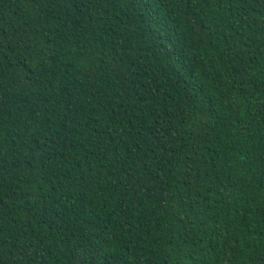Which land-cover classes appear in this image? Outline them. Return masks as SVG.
Wrapping results in <instances>:
<instances>
[{
  "label": "trees",
  "instance_id": "16d2710c",
  "mask_svg": "<svg viewBox=\"0 0 264 264\" xmlns=\"http://www.w3.org/2000/svg\"><path fill=\"white\" fill-rule=\"evenodd\" d=\"M0 264H264V0H0Z\"/></svg>",
  "mask_w": 264,
  "mask_h": 264
}]
</instances>
